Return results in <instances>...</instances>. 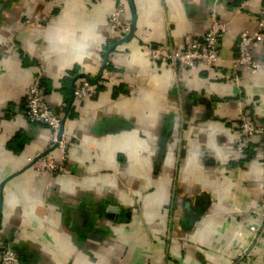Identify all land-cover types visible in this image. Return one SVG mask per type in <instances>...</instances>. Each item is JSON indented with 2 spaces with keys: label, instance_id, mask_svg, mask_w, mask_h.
I'll return each mask as SVG.
<instances>
[{
  "label": "crops",
  "instance_id": "0c3cea01",
  "mask_svg": "<svg viewBox=\"0 0 264 264\" xmlns=\"http://www.w3.org/2000/svg\"><path fill=\"white\" fill-rule=\"evenodd\" d=\"M123 3L133 36L117 44L112 0H0V248L21 264H231L238 252L264 264V230L250 231L263 218L260 136L235 154L240 110L264 126V29L251 50L261 68L230 69L264 0ZM213 10L227 29L212 67L150 60L147 46L199 39ZM103 71L96 95L67 110L82 75ZM34 78L66 116L62 173L28 166L50 149L24 114Z\"/></svg>",
  "mask_w": 264,
  "mask_h": 264
},
{
  "label": "built area",
  "instance_id": "2783aa9c",
  "mask_svg": "<svg viewBox=\"0 0 264 264\" xmlns=\"http://www.w3.org/2000/svg\"><path fill=\"white\" fill-rule=\"evenodd\" d=\"M114 2L113 10L107 16V22L118 38L124 37L129 30L128 24L121 19L124 13L123 0H112ZM263 15V12L261 13ZM259 32L250 34L243 31L238 36L236 43V55L230 62V69L233 73L240 69L251 73L257 72L261 65L252 56V45L254 40L260 38L261 31L264 29V20L258 23ZM226 23L219 20L213 10L209 15V27L207 31L199 38L193 39L186 36L184 39V48L181 51L169 48H151L146 47L152 62L164 61L170 64H180L189 69H194L201 65L212 67L219 59L220 43L226 33ZM109 75L103 71L97 81L90 83L87 79L81 82L72 90V105L83 99L93 98L101 83L107 80ZM24 114L30 124L42 125L49 130L50 148L56 144L57 155H45L43 157L33 158L29 161L31 167L37 172L43 173H62L66 161V142L63 137L58 140L61 118L56 110L49 106L41 97L40 78H34L29 85L24 104ZM255 136H260L261 164L260 169L264 179V126H258L252 117L240 110L238 116L237 132L235 135V154L237 157L243 156L248 144ZM262 224L251 226L253 236L257 238L256 232L264 230V202L262 207ZM259 231V232H260ZM246 256L244 252H238L231 264H239L240 260ZM0 264H21L17 253L9 246L3 245L0 248Z\"/></svg>",
  "mask_w": 264,
  "mask_h": 264
},
{
  "label": "water",
  "instance_id": "95a60500",
  "mask_svg": "<svg viewBox=\"0 0 264 264\" xmlns=\"http://www.w3.org/2000/svg\"><path fill=\"white\" fill-rule=\"evenodd\" d=\"M133 21H134V20H132V23H131V26L129 27V30H128L127 35H126L123 39L119 40L117 44H121V43L127 42V41L133 36V29H134V22H133ZM109 50H110V49H108L106 53H108ZM102 69H103V67H102ZM82 77L85 78V79H87L90 83H93V82H95V81L98 79V78H96V79H91V78H89V77L86 76V75H82ZM71 89H72V83H71V86H70V90H71ZM72 100H73V99H72V91H71V97H70L69 103H68V105H67V110H69V109L71 108ZM65 118H66V116H64V117L61 118L60 128H59V132H58V140H59V139L61 138V136H62L63 125H64ZM55 148H56V144H54L49 150H47L46 152L40 154V155L37 156L36 158H38V157H43V156L47 155L51 150H53V149H55ZM36 158H35V159H36ZM28 166H31V164H28Z\"/></svg>",
  "mask_w": 264,
  "mask_h": 264
},
{
  "label": "trees",
  "instance_id": "16d2710c",
  "mask_svg": "<svg viewBox=\"0 0 264 264\" xmlns=\"http://www.w3.org/2000/svg\"><path fill=\"white\" fill-rule=\"evenodd\" d=\"M105 69H108V66H106Z\"/></svg>",
  "mask_w": 264,
  "mask_h": 264
}]
</instances>
